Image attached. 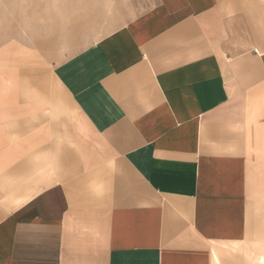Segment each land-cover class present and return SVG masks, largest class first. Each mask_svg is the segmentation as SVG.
Masks as SVG:
<instances>
[{"label": "crops", "instance_id": "0c3cea01", "mask_svg": "<svg viewBox=\"0 0 264 264\" xmlns=\"http://www.w3.org/2000/svg\"><path fill=\"white\" fill-rule=\"evenodd\" d=\"M58 28L0 43V264H264V0Z\"/></svg>", "mask_w": 264, "mask_h": 264}, {"label": "rangeland", "instance_id": "374dc122", "mask_svg": "<svg viewBox=\"0 0 264 264\" xmlns=\"http://www.w3.org/2000/svg\"><path fill=\"white\" fill-rule=\"evenodd\" d=\"M151 2L152 0H0V43L6 38L15 37L16 33H23L25 42L29 44L33 35L41 42H47L48 34H52L53 29L79 22L85 12L88 17L93 18V22L100 18L106 22L114 11H124L127 16L141 14Z\"/></svg>", "mask_w": 264, "mask_h": 264}]
</instances>
